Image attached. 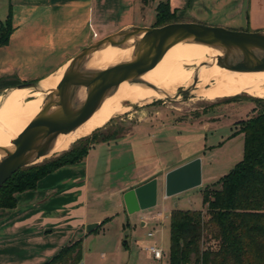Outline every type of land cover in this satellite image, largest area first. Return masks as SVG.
<instances>
[{
	"label": "crops",
	"instance_id": "0c3cea01",
	"mask_svg": "<svg viewBox=\"0 0 264 264\" xmlns=\"http://www.w3.org/2000/svg\"><path fill=\"white\" fill-rule=\"evenodd\" d=\"M166 2L175 23L264 32V0H0V22L11 14L13 29L8 44L0 48L2 88L56 78L87 45L132 27L155 28L156 9ZM141 132L90 146L80 162L62 166L38 181L35 189L15 194L13 208H0V264H46L78 240L83 247L91 235L85 232L87 225L99 228L108 220L101 216L110 201H117L125 211L122 197L136 183L119 180L116 169H111V155L122 154L121 141ZM188 162L166 170L160 183L155 179L156 205L150 208L155 210L139 212L142 229L148 224L166 229L165 221L179 209L177 201L182 193L165 196V175ZM108 166L109 174L107 170L104 178L102 171ZM201 173L202 189L221 178L203 171L202 161ZM149 178L143 184L154 179ZM159 192L171 204L162 203L157 210ZM151 240L145 235L140 244H155Z\"/></svg>",
	"mask_w": 264,
	"mask_h": 264
},
{
	"label": "rangeland",
	"instance_id": "374dc122",
	"mask_svg": "<svg viewBox=\"0 0 264 264\" xmlns=\"http://www.w3.org/2000/svg\"><path fill=\"white\" fill-rule=\"evenodd\" d=\"M122 39L123 37L117 38L119 41ZM90 45L92 44L85 48ZM82 61L77 62V67ZM70 65H67L64 73L71 71ZM62 69L56 78L61 76ZM190 71L193 72L191 69ZM56 78L45 81L53 82ZM167 84L162 88L163 93L170 92ZM233 84L229 86L231 91L241 88ZM15 88L16 86L0 90V96ZM32 90L30 92H35L36 89ZM189 91L185 90L186 96L175 94L171 98L154 101L142 107L137 105V102L126 104L129 110L124 115L112 119L105 125L106 127L103 126L105 128L101 127L96 130L99 132L93 142H98L102 138L124 137L143 131L139 135L121 141L119 149L122 154L111 155V169H116L113 171L119 180H125L123 181L125 183L134 180L136 183L133 185L136 186L134 189L143 184L146 181L143 180L149 176L160 183L162 174L166 170L197 158L203 163V171H209L214 177L220 178L229 173L242 160L243 138L241 134H237L242 125L238 123L246 122L260 113L263 104L260 105L256 101H264V99L253 98L241 92L240 95L217 100L218 97H213V99L204 96L196 97V88L191 90L192 92ZM170 93H176L175 89ZM23 96L25 102L28 103L30 99ZM47 97L45 95L44 100ZM91 144L93 145L90 143L89 146ZM60 155L39 162L37 160L25 168L40 165ZM102 157L108 159L105 155ZM109 168V166L103 168L104 178L107 170L109 174ZM178 197L180 210H197L205 215L206 208L202 204L201 194L198 191L192 189ZM164 201L159 192L157 210L161 209L162 203L166 206L171 204L170 199ZM150 210H155V208ZM101 217H107L108 220L106 219L107 221L105 220L95 233L89 235L83 246L82 264H153L152 259L146 256L140 244L148 231L154 232L151 243L159 244L165 253H168L169 226L167 225H169L170 218L168 222L165 221L166 229H163L161 225L152 224L142 229L140 227L141 214H127L115 200L110 201ZM207 246L208 241L204 240L203 248Z\"/></svg>",
	"mask_w": 264,
	"mask_h": 264
},
{
	"label": "trees",
	"instance_id": "16d2710c",
	"mask_svg": "<svg viewBox=\"0 0 264 264\" xmlns=\"http://www.w3.org/2000/svg\"><path fill=\"white\" fill-rule=\"evenodd\" d=\"M175 22L168 3H160L156 9L155 28ZM11 23V14L0 22V48L9 42L13 30ZM3 82L0 80V90L5 89ZM17 84L12 83L6 89ZM256 102L263 104L260 113L238 123L242 125L237 133L243 138L242 160L201 191L205 215L197 210L171 212L169 264H264V101ZM98 132L78 140L53 160L14 173L0 188V208H13L15 194L33 190L38 181L60 167L80 162L87 155L90 143L121 138L93 142ZM204 240L208 241V246L203 248ZM82 257V240H78L64 247L46 264H81Z\"/></svg>",
	"mask_w": 264,
	"mask_h": 264
},
{
	"label": "bare ground",
	"instance_id": "6f19581e",
	"mask_svg": "<svg viewBox=\"0 0 264 264\" xmlns=\"http://www.w3.org/2000/svg\"><path fill=\"white\" fill-rule=\"evenodd\" d=\"M140 38L141 35L132 36L119 46L104 44L89 54L76 68L73 83L78 86L69 89L70 104L66 107L67 110H76L82 104L86 94L82 84L100 79L110 67L132 61L134 45ZM227 52V49L219 45L209 47L191 40L166 46L157 51L134 75L136 79L133 77L112 88L100 102L99 107H91L84 119L69 134L59 135L51 144L47 155L41 157L38 162L68 151L78 140L90 136L112 119L121 117L129 110L126 104L137 102L136 104L142 107L154 101L164 100L176 94L170 93L173 89L176 92L183 88L185 93V90L192 92L191 90L196 88V97L204 96L208 99L218 97L217 100L240 95L241 92L253 98L264 99V64L239 72L222 69L215 62L217 57H223ZM254 54L259 57L261 52L256 51ZM238 57L239 54L235 51L229 55L230 60H237ZM66 67L67 65H64L61 76L55 81H41L38 86L41 89H36L35 92H30L31 89H11L0 96L2 97L0 98V162L7 155L13 154V143L30 121L39 114L44 96H48L56 89ZM60 73L61 70L58 75ZM235 82L237 84H233ZM166 83L170 92L163 93L162 88ZM231 84L241 88L231 91L229 87ZM21 94L30 97V101L26 103ZM34 161L35 159L32 160Z\"/></svg>",
	"mask_w": 264,
	"mask_h": 264
},
{
	"label": "water",
	"instance_id": "95a60500",
	"mask_svg": "<svg viewBox=\"0 0 264 264\" xmlns=\"http://www.w3.org/2000/svg\"><path fill=\"white\" fill-rule=\"evenodd\" d=\"M138 35H141V38L134 45L133 60L110 67L100 79L82 84L86 89L82 104L76 110L68 111L66 107L70 104L69 89L78 86L73 83L77 62L84 60L104 44L119 46L132 36ZM119 37L123 39L117 40ZM189 40L209 47L219 45L227 49L228 52L223 57H217L215 62L222 69L239 72L264 64V32L232 31L196 23H171L157 28L132 27L125 32L97 41L84 48L69 62L71 71L63 74L56 89L43 101L39 114L30 121L13 143V154L7 155L0 162V188L14 173L45 157L59 135L69 134L84 119L91 107H99L100 102L112 88L133 78L153 54L166 46ZM232 51L239 54L237 60L229 59ZM256 51L261 52L259 57L254 54ZM38 86L39 84L35 83H25L16 86L15 89L34 90L38 89ZM176 95L186 96L183 88L178 89ZM201 184V159L197 158L165 175V196L172 197L192 189L201 191ZM156 196L155 179L127 191L122 197L126 213L133 215L154 207ZM97 227V224L87 225L86 234H91Z\"/></svg>",
	"mask_w": 264,
	"mask_h": 264
},
{
	"label": "built area",
	"instance_id": "2783aa9c",
	"mask_svg": "<svg viewBox=\"0 0 264 264\" xmlns=\"http://www.w3.org/2000/svg\"><path fill=\"white\" fill-rule=\"evenodd\" d=\"M146 238L153 239L154 232L146 233ZM143 250L151 257L153 264H169V254H166L161 246L149 244L144 246Z\"/></svg>",
	"mask_w": 264,
	"mask_h": 264
},
{
	"label": "flooded vegetation",
	"instance_id": "af4514ba",
	"mask_svg": "<svg viewBox=\"0 0 264 264\" xmlns=\"http://www.w3.org/2000/svg\"><path fill=\"white\" fill-rule=\"evenodd\" d=\"M29 99H31V98L29 97Z\"/></svg>",
	"mask_w": 264,
	"mask_h": 264
}]
</instances>
